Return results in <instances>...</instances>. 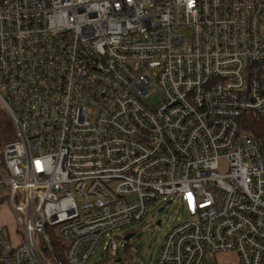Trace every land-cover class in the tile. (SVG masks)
Instances as JSON below:
<instances>
[{"label": "built area", "instance_id": "1", "mask_svg": "<svg viewBox=\"0 0 264 264\" xmlns=\"http://www.w3.org/2000/svg\"><path fill=\"white\" fill-rule=\"evenodd\" d=\"M2 109L0 264H61L57 239L68 264L117 257L174 199L194 212L156 264H264V0H0Z\"/></svg>", "mask_w": 264, "mask_h": 264}, {"label": "rangeland", "instance_id": "2", "mask_svg": "<svg viewBox=\"0 0 264 264\" xmlns=\"http://www.w3.org/2000/svg\"><path fill=\"white\" fill-rule=\"evenodd\" d=\"M149 90L157 93L147 99V104H156L161 99L156 83L152 84ZM225 170L226 167L223 165L220 171L224 172ZM7 192L8 189L6 187L0 189V231L15 242L18 240L16 234L17 224ZM164 206V211L159 213V210ZM193 212L194 205L191 200L174 199L170 205H167L166 202L150 204L146 217L130 233L134 234L130 241L126 242L124 240V233L128 229L121 232L123 234L121 239L117 238L118 256H108L105 251V244L108 239L104 238L92 257L90 264H156L163 238L176 225L190 220ZM157 222H160V225H157ZM126 244L129 245L127 250H125ZM216 262L218 264H238L239 259L236 253H222L217 255Z\"/></svg>", "mask_w": 264, "mask_h": 264}, {"label": "trees", "instance_id": "3", "mask_svg": "<svg viewBox=\"0 0 264 264\" xmlns=\"http://www.w3.org/2000/svg\"><path fill=\"white\" fill-rule=\"evenodd\" d=\"M249 127L257 137L264 136V117L258 120H251ZM16 138V130L14 127L13 119L8 111L2 109L0 111V145L7 144ZM55 255L61 264H68L65 259V244L60 239L54 241ZM129 248L126 244L125 250ZM44 262H46L45 256L42 255Z\"/></svg>", "mask_w": 264, "mask_h": 264}, {"label": "water", "instance_id": "4", "mask_svg": "<svg viewBox=\"0 0 264 264\" xmlns=\"http://www.w3.org/2000/svg\"><path fill=\"white\" fill-rule=\"evenodd\" d=\"M166 204H167V205H170V204H172V201H168ZM164 209H165V206L162 207V208L159 210V213L163 212ZM157 225H160V222H157ZM133 235H134V234H129V235H127V236L125 237L124 240H125L126 242L130 241V239L133 237Z\"/></svg>", "mask_w": 264, "mask_h": 264}]
</instances>
